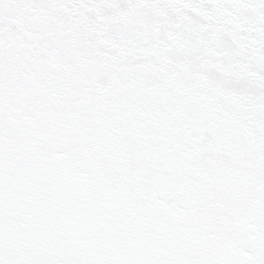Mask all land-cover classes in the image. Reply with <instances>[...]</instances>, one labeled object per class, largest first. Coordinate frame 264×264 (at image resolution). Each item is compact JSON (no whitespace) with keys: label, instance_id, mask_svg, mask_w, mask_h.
I'll use <instances>...</instances> for the list:
<instances>
[{"label":"snow or ice","instance_id":"1","mask_svg":"<svg viewBox=\"0 0 264 264\" xmlns=\"http://www.w3.org/2000/svg\"><path fill=\"white\" fill-rule=\"evenodd\" d=\"M0 264H264V0H0Z\"/></svg>","mask_w":264,"mask_h":264}]
</instances>
